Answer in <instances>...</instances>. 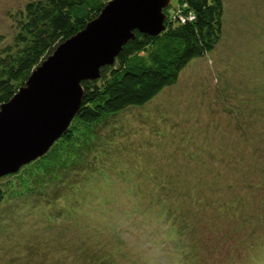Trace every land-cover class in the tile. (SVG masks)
Masks as SVG:
<instances>
[{
  "label": "rangeland",
  "instance_id": "rangeland-1",
  "mask_svg": "<svg viewBox=\"0 0 264 264\" xmlns=\"http://www.w3.org/2000/svg\"><path fill=\"white\" fill-rule=\"evenodd\" d=\"M28 1L0 0V49L11 42L18 13ZM221 1L223 32L214 49L191 60L177 83L165 87L151 102L128 109L97 128L99 145L91 154L97 169L93 170V165L86 168L90 187L96 188L103 201L98 210L81 216L84 222L89 219L88 226L68 230V236H78L77 243L109 258L105 264H264V248L255 245L263 240L264 247V224L261 229L243 224L246 214L264 223V215L255 214L259 208L264 213V202L261 196L243 191L244 180L237 177V171L251 167L246 165L251 161L246 152L253 149L245 148L250 146L247 136L253 142H264V0ZM175 3L170 1L169 10ZM236 121L242 125L237 126ZM8 176L0 179L3 185L10 180ZM167 181L201 183L196 189L199 196L211 195L216 205L222 199L227 201L230 225L251 230L234 233L225 222L208 234L188 230L180 237L156 211V199L164 193L161 185ZM246 201L250 205L245 208ZM6 205L0 208V264L23 263L26 252L12 257L9 250L15 249L9 247H23L32 230L39 234V241H46L52 259L59 255L52 248L56 232L51 229L44 234L43 229L47 230V223L51 227L67 223V212L56 208L48 211L42 202L23 207L13 200ZM202 207L205 218H211L213 210L206 204ZM6 212L12 215L8 223L4 221ZM2 230L6 237H2ZM221 236L227 241L216 252L211 242L222 244ZM245 237L249 246L241 244ZM180 241L184 248L175 249ZM120 243L124 249L109 248ZM186 245L193 258L188 256ZM33 251L35 259L40 258L41 250ZM75 254L77 258L80 255ZM58 257L61 264H73L63 255Z\"/></svg>",
  "mask_w": 264,
  "mask_h": 264
},
{
  "label": "trees",
  "instance_id": "trees-1",
  "mask_svg": "<svg viewBox=\"0 0 264 264\" xmlns=\"http://www.w3.org/2000/svg\"><path fill=\"white\" fill-rule=\"evenodd\" d=\"M109 1L111 0L28 1L18 13L16 32L11 42L0 49V106L8 102L25 85L33 70L61 43L94 20ZM172 9L169 10L168 7L163 10L167 17L163 32L151 36L134 31V39L122 47L114 65L100 68L97 80L81 82L83 97L78 114L67 131L42 158L8 176L10 180L7 184L3 185L0 180V208L6 207V203L13 200L23 207L42 202L48 211L56 208L69 214L67 223L60 222L53 227L47 223V230L43 229V232L46 234L51 229L56 232L52 236L55 240L52 248L58 256L69 258L73 264H105L109 259L98 254L92 247L77 243L75 240L78 236H68V230H82L87 227L86 222H89V219L86 218L84 222L81 216L86 211L98 210V205L103 201V196L96 193V188L90 187L89 171L86 168L93 165V170L97 169L95 159H91V154L97 151L99 145L97 141L100 134L97 128L128 109L142 108L165 87L175 85L188 63L211 52L221 39V0H176ZM236 125L239 126L237 121ZM247 141L250 146L245 148L253 146L251 151L246 152L251 157V161L246 162V165L247 168L250 165L251 167L237 171V177L244 180L241 184L243 191L247 189L255 197L261 196L260 201L264 202V142H253L248 136ZM211 156L217 157L215 154ZM101 172L104 174V170ZM102 178L105 179L106 175ZM200 185L202 184L178 185L169 181L161 185L164 190L162 197H154L158 201L156 205L159 206L156 211L169 230L182 237L188 230H205L204 233L219 230L225 222L230 226L228 230H233L234 233L251 230L231 226L229 219L232 214L227 211L228 202L222 199L217 201L216 205L211 195L199 196L196 189ZM35 197L38 199L32 200ZM203 204L213 210L209 219L202 214ZM245 205V208L248 207L250 202L246 201ZM18 209L19 207L13 212ZM257 211L255 214L258 216L264 215L262 209ZM3 215L4 221L8 223L12 217L11 213L6 212ZM45 215L44 213V219ZM243 216L246 217L243 221L246 226L261 229L264 224L257 222L258 217H253V214ZM126 219L128 218L124 216V220ZM214 226L218 228L212 229ZM34 231L30 232L23 247H9L15 249L9 250L12 257L16 252L24 251L26 255L22 258V264H61L58 256L53 259L50 257L46 241H39V234ZM210 235L213 233L208 237ZM3 236L6 237L5 230H2ZM242 239L241 244L246 243V246H249L246 237ZM226 241L224 238L222 244L218 241L211 242L212 249L216 252L221 250ZM84 242L91 244L90 241ZM262 243L263 240H260L255 245L260 244L264 248ZM98 244L95 245L99 246ZM122 245L124 244L120 243L119 246L109 248L121 250L124 249ZM183 245L180 241L175 249H180ZM35 248L41 250L38 259L33 256ZM189 248V245H186L188 256L193 258ZM75 253L80 254L78 258ZM226 259L231 258L226 256Z\"/></svg>",
  "mask_w": 264,
  "mask_h": 264
},
{
  "label": "water",
  "instance_id": "water-1",
  "mask_svg": "<svg viewBox=\"0 0 264 264\" xmlns=\"http://www.w3.org/2000/svg\"><path fill=\"white\" fill-rule=\"evenodd\" d=\"M171 0H111L84 29L61 43L25 85L0 106V179L42 158L79 112L81 82L114 65L134 31L165 30Z\"/></svg>",
  "mask_w": 264,
  "mask_h": 264
}]
</instances>
